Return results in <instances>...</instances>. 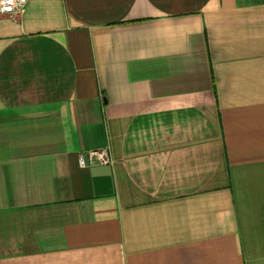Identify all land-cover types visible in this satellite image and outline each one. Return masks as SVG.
Wrapping results in <instances>:
<instances>
[{
	"label": "crops",
	"instance_id": "obj_1",
	"mask_svg": "<svg viewBox=\"0 0 264 264\" xmlns=\"http://www.w3.org/2000/svg\"><path fill=\"white\" fill-rule=\"evenodd\" d=\"M0 264H264V0L0 14Z\"/></svg>",
	"mask_w": 264,
	"mask_h": 264
},
{
	"label": "built area",
	"instance_id": "obj_2",
	"mask_svg": "<svg viewBox=\"0 0 264 264\" xmlns=\"http://www.w3.org/2000/svg\"><path fill=\"white\" fill-rule=\"evenodd\" d=\"M27 0H0V14H16ZM110 147L103 146L83 151L78 157L80 167L111 164Z\"/></svg>",
	"mask_w": 264,
	"mask_h": 264
}]
</instances>
